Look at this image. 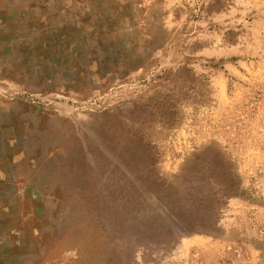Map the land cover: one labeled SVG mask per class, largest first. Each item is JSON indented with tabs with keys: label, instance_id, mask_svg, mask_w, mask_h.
I'll use <instances>...</instances> for the list:
<instances>
[{
	"label": "rangeland",
	"instance_id": "374dc122",
	"mask_svg": "<svg viewBox=\"0 0 264 264\" xmlns=\"http://www.w3.org/2000/svg\"><path fill=\"white\" fill-rule=\"evenodd\" d=\"M195 185L221 203L177 234L153 190ZM108 242L264 264V0H0V264H112Z\"/></svg>",
	"mask_w": 264,
	"mask_h": 264
},
{
	"label": "trees",
	"instance_id": "16d2710c",
	"mask_svg": "<svg viewBox=\"0 0 264 264\" xmlns=\"http://www.w3.org/2000/svg\"><path fill=\"white\" fill-rule=\"evenodd\" d=\"M220 173H223L224 176H220V180L216 182L219 188L210 191V195L217 199L218 197H226L228 194L232 193V186L229 183L231 181V174L226 171L219 172L218 174ZM203 187L202 185H195L193 188L195 189L194 192L189 190L181 197H168L167 201H162L163 199L158 196L156 190H153V202H155L158 208H156V215L162 224L174 227L173 230L177 234L207 231L205 226H211L215 219L213 206L217 210V206L220 205L221 201H210L206 204L212 207L210 209H204L205 197L202 196ZM175 198L179 200V205H175ZM106 238L109 241L111 239L114 240L112 234L111 236H106ZM111 243L112 242H108L106 246L104 245V252L109 262L114 264L112 259L119 260L120 255L119 252L113 250Z\"/></svg>",
	"mask_w": 264,
	"mask_h": 264
}]
</instances>
